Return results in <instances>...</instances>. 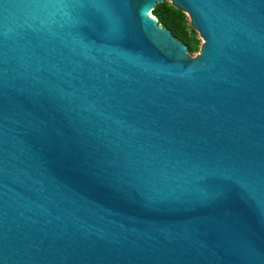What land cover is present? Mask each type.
I'll return each mask as SVG.
<instances>
[{"label": "water", "instance_id": "1", "mask_svg": "<svg viewBox=\"0 0 264 264\" xmlns=\"http://www.w3.org/2000/svg\"><path fill=\"white\" fill-rule=\"evenodd\" d=\"M0 264H264V0H0Z\"/></svg>", "mask_w": 264, "mask_h": 264}, {"label": "trees", "instance_id": "2", "mask_svg": "<svg viewBox=\"0 0 264 264\" xmlns=\"http://www.w3.org/2000/svg\"><path fill=\"white\" fill-rule=\"evenodd\" d=\"M152 12L161 26L166 27L178 40L187 45L188 52L197 46L198 40H195V36L198 32L188 25L185 12L169 1L157 3Z\"/></svg>", "mask_w": 264, "mask_h": 264}, {"label": "rangeland", "instance_id": "3", "mask_svg": "<svg viewBox=\"0 0 264 264\" xmlns=\"http://www.w3.org/2000/svg\"><path fill=\"white\" fill-rule=\"evenodd\" d=\"M151 14H153V12L151 11ZM186 14V13H185ZM154 15V14H153ZM187 15V14H186ZM187 18H188V25H190V19H189V16L187 15ZM195 40H198V43H197V46L189 53V55L191 56H196L198 53H199V50L201 48V44H202V38L200 37V35L197 33V35L195 36Z\"/></svg>", "mask_w": 264, "mask_h": 264}]
</instances>
